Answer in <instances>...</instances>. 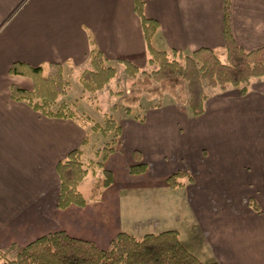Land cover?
<instances>
[{"label": "crops", "instance_id": "1", "mask_svg": "<svg viewBox=\"0 0 264 264\" xmlns=\"http://www.w3.org/2000/svg\"><path fill=\"white\" fill-rule=\"evenodd\" d=\"M142 1L144 15L159 24V48L189 53L206 47L225 60L223 0ZM230 27L244 49L264 45V0H230ZM90 39L109 62L147 65L134 0H0V250L11 242L23 247L30 233L44 230L45 219L59 216L56 165L70 150H84L86 133L75 119L47 117L11 98L13 83L33 84L9 68L59 62L84 69ZM247 87L245 95L236 87L217 88L197 117L173 104L147 109L142 121L125 115L116 151L105 162L125 153L131 166L132 152L139 151L147 169L135 174L141 175L137 187L160 197L177 188L167 185L169 174L190 171L192 182L183 179L179 188L196 202L195 232L219 264H264V150L257 143L264 135V76L252 77Z\"/></svg>", "mask_w": 264, "mask_h": 264}, {"label": "trees", "instance_id": "2", "mask_svg": "<svg viewBox=\"0 0 264 264\" xmlns=\"http://www.w3.org/2000/svg\"><path fill=\"white\" fill-rule=\"evenodd\" d=\"M134 12L140 21L148 53L147 65L152 69H140L126 59L115 60L116 64L122 65L127 80L132 83L128 94L117 91V94L122 96L123 111L126 115L142 121L147 109L159 108L165 104L164 93H167L177 104L184 105L190 116L197 117L203 114L204 103L210 96L206 86L221 91L232 86L238 88L241 95H245L249 80L252 77L264 76V45L246 50L231 34L230 0H223L225 60L211 48L200 47L189 53H182L175 49L166 50L155 46L158 22L144 15L142 0H134ZM90 45L88 67L81 71L79 83L84 91L96 93L115 77L117 67L107 60L92 39ZM64 70L63 64L59 62H47L37 66L14 62L9 68V73L28 77L33 87L26 89L13 83L10 86L11 98L27 102L35 111L47 117L71 118L77 121V112L69 103L57 102L58 97L66 94L70 86ZM143 98L148 104L142 108L140 105ZM139 109L142 110L141 114ZM91 129L104 137L109 134L112 136L111 141L105 142L102 148L94 151V157L100 156V161L90 159L88 163L91 165L92 174L95 173L96 167L101 169L102 175L95 177L89 196L90 199L96 200L100 199L103 190L114 181L113 172L105 166V162L116 151L111 143H115L120 136L121 126L112 116L105 115L102 124L93 123ZM87 142L85 133L81 145H86ZM83 154L84 150L76 147L56 165L59 176L56 206L59 209H66L71 205L84 207L87 204V198L79 189V184L90 169L84 165ZM132 154L136 163L129 166V173H144L147 165L141 161L139 151L134 150ZM183 179L192 182L188 171L177 170L169 174L165 181L170 188H176L185 185ZM250 204L254 209H258L253 201H250ZM0 264L219 263L216 260L201 261L181 243L179 233L175 229L147 232L139 236L119 230L105 248L89 238L73 235L65 229H57L29 241L11 258L7 257L5 251L0 250Z\"/></svg>", "mask_w": 264, "mask_h": 264}, {"label": "rangeland", "instance_id": "3", "mask_svg": "<svg viewBox=\"0 0 264 264\" xmlns=\"http://www.w3.org/2000/svg\"><path fill=\"white\" fill-rule=\"evenodd\" d=\"M154 45L160 46L156 41ZM221 56L224 58V55ZM111 63L116 65L117 73L103 89L96 93H89L82 89L79 83V75L83 70L82 66L76 68L64 66L65 76L70 81V86L66 94L58 97L57 102L64 101L69 103L77 112L78 122H75L78 127L87 131L88 142L84 147L83 160L84 165L90 169L79 184V189L87 198V204L85 207L73 205L64 210L59 209L61 211L59 216H53V220L45 219L43 231L30 233V237L27 236L28 238L26 237V239L30 241L37 235L66 228L71 234L90 238L100 247L105 248L109 246L110 240L119 230L128 231L139 236L147 232L175 229L179 233L181 243L201 261L213 260L209 248L201 240L199 234L195 232L198 222L196 213L198 208L195 206V201L192 200V204L189 201L191 196L188 195L186 188L177 187L173 191L168 190L163 193V197H160L155 190L152 192L148 190L140 191L136 183L141 179V175L129 173V155L125 153L121 155L116 152L110 158L107 165L114 170L115 181L110 187L103 190L104 194L101 195L100 199L89 198L95 177L102 174L101 169L96 166H94L96 167L95 173L92 174L91 165L88 163L90 159L100 161V156L94 157V151L102 148L105 142L112 139L111 134L104 137L99 132L93 131L91 125L93 123L102 124L105 115L112 116L117 121H122L126 114L123 111L122 96L118 95L117 91L128 94V90L132 85L127 80L122 65L116 64L115 61ZM143 69L150 70L152 67L146 65ZM206 90L210 94L217 92V88L208 86H206ZM154 99L156 100L157 98L154 97ZM164 102L165 104L175 105L181 112L186 111L184 105L177 104L174 98L167 93H164ZM147 104L148 102L143 98L140 107L143 108ZM139 112L141 114L142 110ZM259 122L261 125L259 132H262L264 131V119L259 120ZM256 123L258 121H255L253 126ZM207 142L210 146L213 144L210 139ZM257 143L260 145L258 147L264 150V135L261 136ZM111 144L116 148L118 139ZM210 150L208 148L206 153L203 149L204 155H211ZM171 168H174V166L172 165ZM188 172L191 173L190 171ZM203 187L208 191L207 186ZM154 191L156 194H152ZM158 193L162 192H159L158 189ZM157 222L158 225H156ZM145 226L146 228L143 229ZM20 248L15 242H11L1 251H5L7 257L11 258Z\"/></svg>", "mask_w": 264, "mask_h": 264}]
</instances>
